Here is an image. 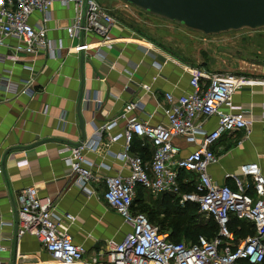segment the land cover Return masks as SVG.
Instances as JSON below:
<instances>
[{"label":"built area","instance_id":"2783aa9c","mask_svg":"<svg viewBox=\"0 0 264 264\" xmlns=\"http://www.w3.org/2000/svg\"><path fill=\"white\" fill-rule=\"evenodd\" d=\"M55 3L73 11L65 28L68 39L75 42L73 45H65L61 39L54 42L48 35L47 21ZM119 24L100 0H0V45L4 44L5 37L15 39L8 46L13 60L39 55L58 59L64 53L77 56L91 50L106 59L104 48L110 49L118 39L113 31ZM130 32L135 33L132 29ZM154 65L161 66L157 62ZM33 82L34 77L23 80L21 92L29 94ZM189 84L190 90L186 93L165 94L163 121L152 124L135 114L136 109L144 107L141 96L129 101L114 119L98 126L92 139L67 147L64 160L79 189L92 195L95 192L92 183H104V200L131 225L120 241L111 239L106 249L86 257V248L75 243L69 234V227L77 223V217L69 212L58 213L53 198L38 195L33 187L22 188L17 194V237L35 236L55 264H239L241 260L261 264L264 261V176L260 166L255 162L241 165L242 176L251 177L252 181L234 176V187L218 183L208 171L217 161L212 145L224 134L249 130L254 121L233 99L236 90L246 84L236 74L201 67L190 68ZM142 87L149 90L147 84ZM90 99L87 94L85 103ZM94 100L99 108L101 99ZM119 119L126 121L125 129L111 135L110 130L117 126ZM210 123L213 127L208 128ZM104 132L109 142L124 139L123 150L114 156L123 162L127 175L118 172L102 177L93 172L94 163L86 160L84 150L96 149ZM134 137L153 145L150 161L131 152ZM176 138L195 146L181 155L183 149L175 144ZM101 166L106 170L111 168L107 164ZM182 185H191L193 190L185 191ZM138 186L155 195H173L182 205L187 201L198 203L199 211L216 222V235L212 238L200 235L193 242L171 240L169 233L160 232L145 214L132 209ZM232 216L252 223L254 233L237 238L229 227ZM4 222L0 215V226ZM41 263L44 264L43 261L36 264Z\"/></svg>","mask_w":264,"mask_h":264},{"label":"crops","instance_id":"0c3cea01","mask_svg":"<svg viewBox=\"0 0 264 264\" xmlns=\"http://www.w3.org/2000/svg\"><path fill=\"white\" fill-rule=\"evenodd\" d=\"M72 16L71 8L58 3L52 6L47 26L54 42L61 39L65 45L75 44L65 29ZM119 22L113 31L118 39L110 49L104 48L106 59L91 50L77 56L64 53L58 59L39 55L13 60L8 46L15 39L5 37L0 45V215L5 221L0 226V247L5 248L0 249V264H36L42 261L41 249L46 253L35 236L17 237V194L25 187H33L38 195L51 196L58 213L69 212L77 217L69 234L86 248V257L106 249L111 239L120 241L131 230V225L104 200V183H92V195L79 189L64 160L67 147L92 139L98 126L114 119L129 101L141 96L144 107L136 109L135 114L152 124L163 121L165 94L188 92L190 68L196 67L181 62L136 32L131 34V28ZM238 76L246 86L236 90L234 103L246 109L254 121L249 130L224 134L212 145L217 161L208 168L214 180L231 187L235 186L234 176L252 181L242 176L243 164L258 163L264 176V66ZM30 77H34L32 90L22 93L20 83ZM143 84L148 85V91ZM87 94L91 99L85 103ZM96 97L101 99L99 108ZM125 126L126 121L119 119L110 134L122 132ZM211 127L213 123L208 125ZM175 144L183 149L181 155L195 146L181 138H176ZM123 145V138L109 142L104 132L96 149L84 150L86 160L94 163L93 172L102 177L118 172L127 175L123 162L114 156L123 150ZM153 151L147 140L134 137L133 154L150 161ZM101 164L109 165L110 170Z\"/></svg>","mask_w":264,"mask_h":264},{"label":"rangeland","instance_id":"374dc122","mask_svg":"<svg viewBox=\"0 0 264 264\" xmlns=\"http://www.w3.org/2000/svg\"><path fill=\"white\" fill-rule=\"evenodd\" d=\"M120 21L127 24L141 38L157 45L181 62L193 67H202L209 71L240 75L251 68L264 66V28L258 30H232L216 35H206L190 29L180 23L152 15L124 0H100ZM141 203L135 212L145 214L160 232H173L174 226L181 221L180 227L207 224L210 217L199 211L196 202L181 204L170 200L167 210L162 196L144 191ZM185 212L192 216V224L182 222L179 217ZM187 241L181 233L174 237ZM41 260L51 262L41 249ZM41 261V262H42ZM239 264H245L241 260Z\"/></svg>","mask_w":264,"mask_h":264},{"label":"water","instance_id":"95a60500","mask_svg":"<svg viewBox=\"0 0 264 264\" xmlns=\"http://www.w3.org/2000/svg\"><path fill=\"white\" fill-rule=\"evenodd\" d=\"M206 35L264 28V0H124ZM80 127L84 120L78 107Z\"/></svg>","mask_w":264,"mask_h":264},{"label":"trees","instance_id":"16d2710c","mask_svg":"<svg viewBox=\"0 0 264 264\" xmlns=\"http://www.w3.org/2000/svg\"><path fill=\"white\" fill-rule=\"evenodd\" d=\"M182 189L185 191H192L193 187L191 185H182ZM144 191H146V190L143 187H141V186L137 187V195L134 199L133 206H132L133 210L138 206L139 203H141V200H142V197H139L138 193H140V195H143ZM171 199L179 203V198H176L173 195H170L167 193H164L162 195V202H164L165 206L167 205L166 206L167 210H169L168 206L170 205ZM185 203L189 204V203H193V202L187 201ZM179 217H183L182 222H188V224H190V225L192 224V221H193V220H191L192 216L186 215L185 212H183V214H181ZM178 222L179 223L174 226L173 232L169 235L171 240L182 241V240H177L174 238L175 236H177L178 234L181 233L184 237L187 238L186 242H193L200 235H204L208 238H212L216 235V233L218 231L217 224L214 221V219L211 217H210L207 224H198L195 226H190V227L185 228L184 230L182 229V227H180L181 221L179 220ZM229 227L234 232V234L237 238L245 237L248 234H253L255 231L252 223H250L249 221H246V220L237 219L234 216H232V218L230 220ZM245 264H247V263L245 262ZM261 264H264V261Z\"/></svg>","mask_w":264,"mask_h":264},{"label":"bare ground","instance_id":"6f19581e","mask_svg":"<svg viewBox=\"0 0 264 264\" xmlns=\"http://www.w3.org/2000/svg\"><path fill=\"white\" fill-rule=\"evenodd\" d=\"M46 264H55V263H54V262H50V263L48 262V263H46Z\"/></svg>","mask_w":264,"mask_h":264}]
</instances>
